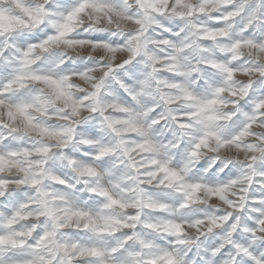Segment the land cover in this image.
<instances>
[{"label":"clouds","instance_id":"1","mask_svg":"<svg viewBox=\"0 0 264 264\" xmlns=\"http://www.w3.org/2000/svg\"><path fill=\"white\" fill-rule=\"evenodd\" d=\"M0 264H264V0H0Z\"/></svg>","mask_w":264,"mask_h":264}]
</instances>
